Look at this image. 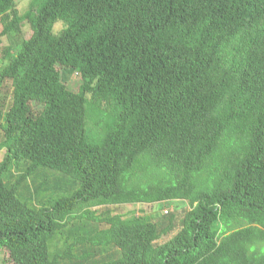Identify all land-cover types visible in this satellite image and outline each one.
<instances>
[{"label": "trees", "instance_id": "16d2710c", "mask_svg": "<svg viewBox=\"0 0 264 264\" xmlns=\"http://www.w3.org/2000/svg\"><path fill=\"white\" fill-rule=\"evenodd\" d=\"M7 14L0 42L26 22L32 35L0 72L5 263L57 264L87 244L119 251L95 264H264V0H32L23 15L0 0ZM102 104L111 120L91 143ZM48 171L78 186L37 208ZM171 200L190 205L179 227L95 210ZM79 218L104 228L50 255Z\"/></svg>", "mask_w": 264, "mask_h": 264}, {"label": "rangeland", "instance_id": "374dc122", "mask_svg": "<svg viewBox=\"0 0 264 264\" xmlns=\"http://www.w3.org/2000/svg\"><path fill=\"white\" fill-rule=\"evenodd\" d=\"M32 0H15L16 2V12L19 15H23L29 8V4ZM12 19V14H7L0 17V32L9 24ZM65 24L61 21H58L54 25V33L59 34L64 28ZM32 35V30L30 25L26 22L17 26L9 35L1 38L0 42V72L2 69L9 63L7 57L8 50L11 51L13 55H16L21 49V43L25 40L30 39ZM61 79L71 90H76L80 84L79 75L73 69H61ZM12 96V82L6 81L5 84L0 88V125L3 122L4 114L8 110L11 104ZM99 107V113L92 115L90 127L89 123L87 124V137L91 143H96L98 141L99 134L106 128L105 122L111 120L112 111L109 110L105 104H102ZM96 124V125H95ZM95 125L94 130L100 126L99 132H91L90 128ZM93 130V129H92ZM101 130V131H100ZM3 131L0 127V162L4 157V149L2 148L3 144ZM230 140H226L223 144L221 150L222 153L226 152V147H228ZM42 169H39L38 172H41ZM37 172V173H38ZM44 176H36L34 178L35 185L40 186V183L45 182L47 190L36 193L33 202V206L39 208L47 205L48 200L53 197L54 199L61 196H69L76 188H72V178L65 177L62 178V174H57L55 172H44ZM63 176V175H62ZM7 177L10 178L11 182H14L18 173L12 171L7 174ZM29 186V182L27 183ZM34 187V186H33ZM72 188V189H71ZM25 189V188H23ZM32 191V189H31ZM25 192V190H23ZM24 197L23 199H25ZM189 202L186 200H171L163 201L156 204H127V205H113L106 207H99L96 210L97 213L104 214H113L121 215L125 219H130L132 217L146 218L150 221H153L161 229L169 223L170 219H174L175 224L179 227L180 222L183 218V212L189 209ZM104 228V225L90 221L88 219H76L71 223L66 229L58 233L56 237L49 243L50 246V255L55 256L62 254L67 248L68 244L73 242L76 238L81 236H90L96 231ZM167 239V238H165ZM72 257L68 259L59 260L57 264H95L98 262H106L110 259L116 258L119 255V251L116 247H102L95 248L90 245H83L75 247L71 252ZM5 254L0 251V264L5 263Z\"/></svg>", "mask_w": 264, "mask_h": 264}]
</instances>
